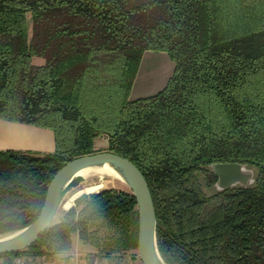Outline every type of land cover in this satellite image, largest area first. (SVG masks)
I'll return each mask as SVG.
<instances>
[{
  "label": "trees",
  "instance_id": "1",
  "mask_svg": "<svg viewBox=\"0 0 264 264\" xmlns=\"http://www.w3.org/2000/svg\"><path fill=\"white\" fill-rule=\"evenodd\" d=\"M147 50L173 71L131 99ZM0 117L54 136L50 152L0 149V234L33 221L54 173L105 134L148 183L167 264H264V0H0ZM217 162L254 182L207 194ZM102 219L120 224L115 251L137 248L136 199L109 187L0 257H56Z\"/></svg>",
  "mask_w": 264,
  "mask_h": 264
},
{
  "label": "water",
  "instance_id": "2",
  "mask_svg": "<svg viewBox=\"0 0 264 264\" xmlns=\"http://www.w3.org/2000/svg\"><path fill=\"white\" fill-rule=\"evenodd\" d=\"M103 166L114 169L136 199V249L140 261L142 264H167L157 246L156 213L144 175L129 158L107 150L80 155L62 165L47 186L37 217L21 228L0 234V253L23 250L33 244L49 228L66 195L85 180L81 171ZM210 167L216 177L217 190L236 185L247 187L255 180L253 168L239 162H217Z\"/></svg>",
  "mask_w": 264,
  "mask_h": 264
},
{
  "label": "rangeland",
  "instance_id": "3",
  "mask_svg": "<svg viewBox=\"0 0 264 264\" xmlns=\"http://www.w3.org/2000/svg\"><path fill=\"white\" fill-rule=\"evenodd\" d=\"M28 30L30 31L31 21L28 17L27 21ZM34 62L38 63L42 60L40 58H34ZM171 70L173 68V62L168 57V55L163 51H145L143 58L141 59L138 75L133 82L132 90L130 91L129 98L134 99L137 97H143L151 95L159 91L162 87L161 82L155 83V73L158 70L167 68ZM94 146L96 149L102 151L106 149L107 140L105 134L97 136L94 139ZM255 175V172H254ZM202 186L207 194H210L217 190L215 183L211 187L205 186V181L200 177ZM93 184L96 189L92 192L99 191L104 188L113 187L116 189L128 190L129 188L126 184H123L117 179L111 178L109 176H90L87 177L79 186L74 188L71 192L67 194L62 207H60L54 216L53 223L61 221L63 212L69 208L71 205L67 204L68 198L73 196L77 190H82L84 187ZM91 193V192H87ZM83 194V193H82ZM81 195V194H80ZM78 197V196H77ZM76 197V198H77ZM75 198V199H76ZM75 201V200H74ZM74 203V202H73ZM120 233L119 222H110L107 220H99L94 223L92 227V234L88 242L82 241L77 233L71 235V248L62 253L59 256L66 255V253L71 252V254L77 255L79 258L87 261H99V262H118L123 261L126 264H142L140 261L137 249H130L125 251H120L119 253L114 250L116 238Z\"/></svg>",
  "mask_w": 264,
  "mask_h": 264
},
{
  "label": "crops",
  "instance_id": "4",
  "mask_svg": "<svg viewBox=\"0 0 264 264\" xmlns=\"http://www.w3.org/2000/svg\"><path fill=\"white\" fill-rule=\"evenodd\" d=\"M144 54L145 52L143 53V56ZM172 71L173 68L170 70L169 67L168 69L164 68L156 71L155 83L157 84L161 82L160 86L161 87L164 86L167 79L171 75ZM8 148L29 149L40 152H50L54 149L53 132L48 128L34 126L20 122L8 121L0 117V149H8ZM66 254H69V252Z\"/></svg>",
  "mask_w": 264,
  "mask_h": 264
},
{
  "label": "built area",
  "instance_id": "5",
  "mask_svg": "<svg viewBox=\"0 0 264 264\" xmlns=\"http://www.w3.org/2000/svg\"><path fill=\"white\" fill-rule=\"evenodd\" d=\"M0 264H126L118 262H99L80 259L75 254H66L56 257L46 255L33 256L26 253L14 254L9 257H0Z\"/></svg>",
  "mask_w": 264,
  "mask_h": 264
},
{
  "label": "bare ground",
  "instance_id": "6",
  "mask_svg": "<svg viewBox=\"0 0 264 264\" xmlns=\"http://www.w3.org/2000/svg\"><path fill=\"white\" fill-rule=\"evenodd\" d=\"M81 174L85 177V179L87 177L94 176V175L95 176H99V177L109 176V177L114 178V179H117L120 182H122L123 184H125L121 180V178L119 177V175L117 174V172L114 169H112V168H110L108 166H103L102 168H88V169H85V170L81 171ZM95 189H96V186L93 185V184H90V185L84 187L82 190H77L76 193L73 196H71L70 198H68L67 204L68 205H73V202H74V200H75V198L77 196H79L82 193L92 192ZM66 197H67V195H66ZM66 197L64 198V200H63V202L61 204V207L63 206Z\"/></svg>",
  "mask_w": 264,
  "mask_h": 264
}]
</instances>
